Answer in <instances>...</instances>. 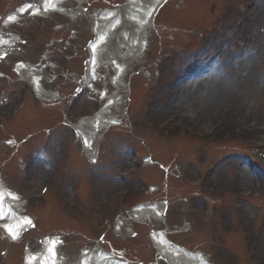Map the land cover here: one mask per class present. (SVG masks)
<instances>
[{
  "label": "rangeland",
  "instance_id": "374dc122",
  "mask_svg": "<svg viewBox=\"0 0 264 264\" xmlns=\"http://www.w3.org/2000/svg\"><path fill=\"white\" fill-rule=\"evenodd\" d=\"M43 1L34 3L41 6ZM132 1L85 0L79 7L71 0L66 7L79 14L72 23L56 14L34 19L29 13L8 31L0 27V37L18 38L14 46L0 50V187L18 195L24 216L36 220V228L18 244L0 229V255L5 252L0 264H27L25 250L37 251L42 235L51 232L60 233V251L73 261L97 241L104 226L109 230V221L103 220H112L124 208L161 204L164 180L170 200L166 216L124 220L135 235L110 230L105 251L130 262L153 263L149 234L166 228L169 240L202 252L212 264H264V170L255 158L258 171L247 161L264 152V0H169L149 35V52L143 56L136 50L144 62L129 67L131 89L119 92L115 68L127 56L125 43L134 37V25L124 20V35L118 32L98 54L91 76L85 74L86 47L96 40V20ZM20 3L0 0V15ZM54 27L61 32L51 33ZM56 36L60 40L52 46L49 62L35 72L48 93L46 102L34 99L19 110L24 94L33 90L13 65L31 69L39 64L42 45ZM62 56L70 59L64 62ZM61 66L67 79L56 77ZM208 77L206 86L200 83ZM176 80L184 109L161 116L168 105L167 87ZM119 94L120 105L115 102ZM106 95L116 108L112 124L120 125L99 134L94 149L100 159L92 165L90 154L79 149L81 155L72 146L71 129L84 124L91 132L87 121ZM15 113L17 119L9 121ZM136 150L152 153L155 165L143 168V175H134L124 189L121 181ZM168 165L171 178L163 170ZM54 171L52 193L42 200L39 191ZM200 175L203 183H195ZM141 178L159 188L148 194ZM125 191L127 201L116 206ZM234 204L240 209L236 213ZM186 220L193 221L190 232L181 228Z\"/></svg>",
  "mask_w": 264,
  "mask_h": 264
},
{
  "label": "bare ground",
  "instance_id": "6f19581e",
  "mask_svg": "<svg viewBox=\"0 0 264 264\" xmlns=\"http://www.w3.org/2000/svg\"><path fill=\"white\" fill-rule=\"evenodd\" d=\"M67 1L47 0V3L43 2L41 9L40 7H37V6H32L31 9L34 14H37L39 9L41 11L52 12V13L56 11L62 12L63 10L62 5L65 4ZM81 1L83 0H79V2ZM147 1H148L147 3L149 2L151 3H149V5L148 4L144 5L140 1L133 0L132 2H129L126 6L122 7L121 9H117L113 12H109V14L103 15L101 17L102 19H100V22H99L100 25L98 27L99 28L98 38L91 45V49L89 51V55H91L90 64H89L90 74L93 73L94 69L96 68V64L98 63V58L96 56L98 55L102 44H104L102 42L106 40V37L110 34V32L113 29H116L120 26L119 22L121 20L129 19L128 20L129 23L133 24L135 28L137 29L135 31V35H136L135 41L136 42L137 40L141 41L139 40V35L143 34L144 31L149 28V26L153 23V20L155 23V20L157 17L155 14H156V11L158 10V7L161 5L160 2L162 0H147ZM20 15H22L21 12L12 14L10 16V21H8V25L18 20V16ZM132 41H134V39ZM11 42L12 41L8 38H0V47L3 45H7ZM140 46L142 45H140L139 43L134 44L133 42H126L125 48L127 50V57L124 58V61H126L128 58L135 57V52H136L135 49H138V47ZM142 47H144V44ZM219 57L220 55H218V58ZM23 67L24 65L18 64V66L16 67L17 74L23 79H30V74H28V72H25ZM31 80L34 81V79H31ZM200 80H201L200 83L206 86L209 83L210 78L208 77L206 79H200ZM36 86H37V94L39 95V99L45 100L46 95H45V92L43 91V88L39 86V83H37ZM167 91H169V95L166 101V104L168 105L166 106V110L163 108L164 111L161 113V116H163L164 114L166 115L171 114L172 116H175L177 111L184 109L183 97L181 95L182 91H179L177 87V80L171 83L167 87ZM29 106L30 104L28 105V107ZM106 111L107 109H103L101 113L91 118L89 120V123L87 122V125L89 126L90 129L96 131L101 127L103 116H105ZM79 127L81 130H85L84 124L83 125L81 124ZM252 130L256 131L255 128H253ZM93 143H94V140L90 141L89 139L84 138V144L88 152H91V147ZM14 204H18V199L16 198V196H14L11 192L3 191V189L0 188V208L4 206H8V205H14ZM160 214H164V208L162 210L160 206L158 207L145 206V207H138L136 210L130 213L129 217L127 218L133 221L141 222L147 219L148 217H159ZM18 216H19L18 214L14 213L9 208H6L5 213H2L1 218H0V219L8 220V223L3 228L6 231L7 236L11 237V239L15 241L18 239L17 235L19 234L20 229L26 228L31 225L28 222V219H25L22 216H19V217ZM13 217H16L17 219ZM120 222H122V220H118V224ZM153 240L157 248V251L159 252L160 256L164 258V260H166L167 264H206L202 256H187L184 254L183 251H179L177 248L174 249L170 247L169 245H168V248H167V245L165 247L164 244H166V242L162 234H154ZM46 244H47L46 252H48V255L45 257L44 264H63V261L61 259H58L55 255V252L59 248L57 239L55 240L52 239V241L48 239L46 241ZM88 254L90 253L83 254V258L79 264H92L90 262L92 261V259H94V257L96 259L95 264H128L124 261L117 259L116 257L112 255H109L106 252L105 253L98 252L95 255L91 254L93 256L91 255L88 256ZM32 260L33 259L29 257L28 263L32 264ZM33 262H35V258Z\"/></svg>",
  "mask_w": 264,
  "mask_h": 264
},
{
  "label": "water",
  "instance_id": "95a60500",
  "mask_svg": "<svg viewBox=\"0 0 264 264\" xmlns=\"http://www.w3.org/2000/svg\"><path fill=\"white\" fill-rule=\"evenodd\" d=\"M262 161L264 162V158H262Z\"/></svg>",
  "mask_w": 264,
  "mask_h": 264
}]
</instances>
